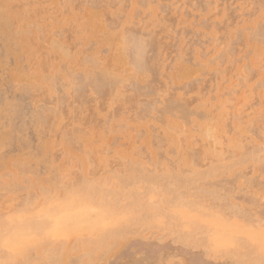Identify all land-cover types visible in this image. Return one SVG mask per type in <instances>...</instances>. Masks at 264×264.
<instances>
[{
  "label": "rangeland",
  "instance_id": "1",
  "mask_svg": "<svg viewBox=\"0 0 264 264\" xmlns=\"http://www.w3.org/2000/svg\"><path fill=\"white\" fill-rule=\"evenodd\" d=\"M260 3L0 0V196L4 185L25 179L35 183L36 172L42 184L63 185L60 174L70 167L79 168L85 180L103 181L121 191L153 182L165 186L189 181L205 189L229 191L233 180L244 186L245 177L237 179V172L251 165L248 181L255 178L258 185L264 180L259 154L264 147V46L250 41L247 32L243 44L233 45L231 39L243 19L242 6L251 10ZM118 14L124 20L115 33L111 25ZM261 15L264 9L244 26L255 28ZM226 34L228 41L222 40ZM140 40L149 71L133 76ZM205 52L211 54L205 57ZM42 53L56 54L43 60L59 80L67 81L69 71L84 74L76 76L80 83L74 91L70 84L60 87L56 101L51 89L46 95L28 87L45 82L43 71L34 67ZM132 79L134 85L129 83ZM156 96L159 101L153 104ZM33 107L48 109L43 124L33 126ZM64 111L78 117L74 134L86 151L95 149L103 162L98 175L91 174L87 155L64 143L65 133L60 131ZM63 152L75 157L72 165L61 167L66 159ZM32 161L34 168L27 166ZM228 168L225 178L222 174ZM251 191L259 195L260 190ZM133 203L139 206L136 198ZM143 211L145 217L132 226V234L94 233L68 240L57 257L59 264H138V259L153 260L161 250L184 259L187 238L168 231L161 241L165 229L150 218L149 207ZM211 227L219 231L226 225L213 222ZM150 235L157 243L148 242ZM161 243L166 247L161 249Z\"/></svg>",
  "mask_w": 264,
  "mask_h": 264
},
{
  "label": "snow or ice",
  "instance_id": "2",
  "mask_svg": "<svg viewBox=\"0 0 264 264\" xmlns=\"http://www.w3.org/2000/svg\"><path fill=\"white\" fill-rule=\"evenodd\" d=\"M63 7L67 10V5ZM242 7L243 19L237 26L236 36L231 39V43L243 44L244 33L247 32L250 34V41L257 40L264 46V15L257 20L255 28L244 26L251 23L260 9H264V0L251 10L246 5ZM118 16V21L111 25L115 33H119L121 21L124 20L123 14ZM124 31L127 40L128 29L125 28ZM229 38L230 34H226L222 40L228 41ZM137 48L141 55L133 65V76L146 75L149 69L143 58L146 49L142 40L137 41ZM210 54L202 53L205 57ZM251 54L252 50L249 49L247 55ZM45 55L52 59L56 54L42 53L39 64L34 60V67L37 72L43 71L45 82L28 87H35L46 95L51 89L52 99L56 101L61 95L60 87L70 84L74 91L80 83L76 76L83 78L84 74L69 71L68 80L61 81L58 74L48 72L43 60ZM242 59L246 57L239 58L234 63H240ZM89 75L91 76V73ZM129 83L134 85L136 81L132 79ZM158 101L159 97L156 96L152 103ZM15 107L18 114L19 107ZM9 111H12V108H9ZM48 114V109L33 107V126L43 124ZM56 115L59 118L61 112L57 111ZM63 115L65 120L60 131L65 133L64 143L87 155L91 174L98 175L103 162L97 159L96 150L86 151L74 134L73 129L78 117L67 111H64ZM80 130L83 131V124L80 125ZM20 136L21 144H24L22 132ZM261 139L264 140V136ZM4 148L6 152L9 150L7 140L4 142ZM62 154L66 159L61 167L70 166L75 162V157L67 152ZM259 154L260 170L264 173V147L260 149ZM27 166L34 168L35 162L32 161ZM230 169L223 171L225 178ZM252 170L249 165L237 172V179L244 176L245 184L240 187L237 181L233 180L229 191H220L214 187L205 189L199 182L191 181L165 186L153 182L135 191H121L103 181L85 180L79 168L71 167L60 174L64 178L63 185L53 182L42 184L40 172H36L35 183L25 179L23 183H14L11 187L4 185V194L0 196V264H59L57 257L62 254L68 240H79L84 234L94 233L117 237L132 234V226L145 217V206L151 209L149 215L153 222L161 224L165 229L161 241L166 239L168 231H171L173 236L179 234L187 238L184 244L187 255L184 259L177 260L176 254L161 250L153 260L138 259V264H264V180L257 185L253 178L249 183L248 176ZM254 187L259 188V195L252 193L251 189ZM13 192L14 196L8 195ZM150 195L152 199H149ZM133 198L139 200V206L133 203ZM213 222H222L226 227L214 231L211 227ZM147 240L157 243L151 235ZM160 247L163 249L166 245L161 243Z\"/></svg>",
  "mask_w": 264,
  "mask_h": 264
}]
</instances>
